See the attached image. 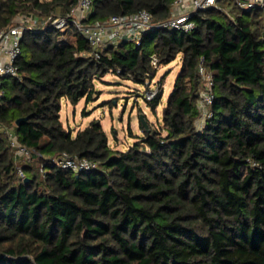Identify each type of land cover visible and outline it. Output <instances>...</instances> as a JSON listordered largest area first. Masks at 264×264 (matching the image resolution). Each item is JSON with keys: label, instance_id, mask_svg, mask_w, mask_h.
<instances>
[{"label": "trees", "instance_id": "obj_1", "mask_svg": "<svg viewBox=\"0 0 264 264\" xmlns=\"http://www.w3.org/2000/svg\"><path fill=\"white\" fill-rule=\"evenodd\" d=\"M175 0H91L85 24L150 11L166 20ZM189 32L155 29L140 44L94 49L75 23L26 30L18 77L0 99V264H264V13L219 0ZM79 0H0V28L19 14L66 17ZM181 57L158 129L116 149L100 120L74 134L62 101L94 100L113 71L146 83ZM214 79L202 126L198 65ZM148 100L152 108L162 99ZM27 117L20 125L19 118ZM36 151L16 158L7 129ZM68 152L97 166L74 172ZM20 161L21 165L18 163ZM24 177L18 175V166Z\"/></svg>", "mask_w": 264, "mask_h": 264}, {"label": "built area", "instance_id": "obj_2", "mask_svg": "<svg viewBox=\"0 0 264 264\" xmlns=\"http://www.w3.org/2000/svg\"><path fill=\"white\" fill-rule=\"evenodd\" d=\"M219 3V0H175L171 15L164 21H155L150 11L142 9L129 15L111 16L104 22L85 24L83 20L92 9L91 0H79L78 5L66 17L50 15L39 18L36 15L19 14L12 23L0 28V99L4 93L1 86L2 78L19 76L17 60L22 52L21 41L26 30L35 29L38 25H50L66 31L70 26L69 21L71 20L93 47L95 58L99 59L101 51L108 45H118L125 40L140 44L143 34L151 30L168 28L189 32L196 26L194 15L211 7H218L220 10L232 15L229 8ZM235 4L241 10L261 9L264 13V0H235ZM151 62L157 68L158 58L155 54L152 55ZM198 73L203 82V86L199 90L198 99L199 108L202 112L199 126H202L205 118L212 115L209 107L214 101L213 74L207 68L204 57L200 59ZM149 94L153 96L154 93L151 92ZM7 134L16 158L30 160L37 154L36 151L19 143L14 129L8 128ZM55 161L60 167L72 169L76 173L90 170L97 166L96 162L86 157H79L66 151L61 153ZM17 170L18 175L24 177L22 167L18 166Z\"/></svg>", "mask_w": 264, "mask_h": 264}, {"label": "rangeland", "instance_id": "obj_3", "mask_svg": "<svg viewBox=\"0 0 264 264\" xmlns=\"http://www.w3.org/2000/svg\"><path fill=\"white\" fill-rule=\"evenodd\" d=\"M180 68V56L169 64H158L156 75L153 79H147L146 83L122 78L118 73L110 71L97 80L99 93L94 100L86 102L83 98L77 105H73L63 99L61 119L65 127H70L74 134L93 119H98L108 135L110 145L126 150L143 136L141 116L146 119L149 127H160L163 107L174 89ZM151 92L154 93L153 96H150ZM160 92L163 97L152 108L146 98L151 100ZM18 163L21 165L20 161Z\"/></svg>", "mask_w": 264, "mask_h": 264}, {"label": "water", "instance_id": "obj_4", "mask_svg": "<svg viewBox=\"0 0 264 264\" xmlns=\"http://www.w3.org/2000/svg\"><path fill=\"white\" fill-rule=\"evenodd\" d=\"M140 119H141L142 123L145 125V127L147 128V130H149L150 127H149V125H148L146 119H145L143 116H141ZM26 120H27V117L19 118V119L16 121V124H17V125H20V124H22L23 122H25Z\"/></svg>", "mask_w": 264, "mask_h": 264}]
</instances>
